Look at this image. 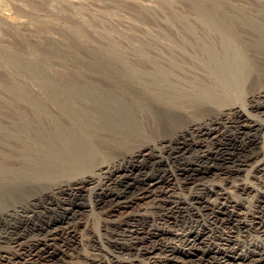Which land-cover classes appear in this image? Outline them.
I'll return each instance as SVG.
<instances>
[{
	"label": "bare ground",
	"instance_id": "bare-ground-1",
	"mask_svg": "<svg viewBox=\"0 0 264 264\" xmlns=\"http://www.w3.org/2000/svg\"><path fill=\"white\" fill-rule=\"evenodd\" d=\"M181 4L8 86L0 264H264V0Z\"/></svg>",
	"mask_w": 264,
	"mask_h": 264
},
{
	"label": "rangeland",
	"instance_id": "rangeland-1",
	"mask_svg": "<svg viewBox=\"0 0 264 264\" xmlns=\"http://www.w3.org/2000/svg\"><path fill=\"white\" fill-rule=\"evenodd\" d=\"M194 1L8 0L7 6L11 7L13 17L20 19V24L0 21V98L5 95L9 85L22 82L34 84L38 77L45 75L48 66H65L73 54L97 51L106 37L109 39L112 35L144 30L147 20L164 18L169 6L174 3V7H177L181 3ZM67 2H72V5ZM77 3L82 4L79 6ZM65 58H69L67 62ZM60 62H63L62 65ZM248 180L261 185L252 178ZM229 191L232 198L239 197L232 188ZM210 199L217 202L213 196ZM91 219L88 227L101 232L98 219Z\"/></svg>",
	"mask_w": 264,
	"mask_h": 264
}]
</instances>
